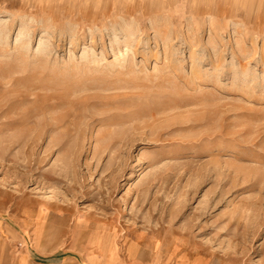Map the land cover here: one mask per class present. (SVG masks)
<instances>
[{"label":"rangeland","instance_id":"rangeland-1","mask_svg":"<svg viewBox=\"0 0 264 264\" xmlns=\"http://www.w3.org/2000/svg\"><path fill=\"white\" fill-rule=\"evenodd\" d=\"M4 221L42 264H264V0H0Z\"/></svg>","mask_w":264,"mask_h":264},{"label":"crops","instance_id":"crops-1","mask_svg":"<svg viewBox=\"0 0 264 264\" xmlns=\"http://www.w3.org/2000/svg\"><path fill=\"white\" fill-rule=\"evenodd\" d=\"M9 218H14V216H9ZM18 230L13 229L9 226V222L4 221L0 223V264H42V262L37 261V259L34 258V256L27 250H16L14 248V245H41L38 242L39 236L35 237V240L31 244H27L25 242H21L22 240H25V231L26 228L25 222H18ZM34 224L36 225L35 228L38 230L41 226L39 220H34ZM110 252V247L107 248V251L105 253V256L107 258L108 254ZM134 255H132V259L134 257L133 264H139L135 261L136 257V250L134 249L132 251ZM104 256V257H105ZM101 259L99 261H89L86 264H114L116 261L107 262L106 259ZM131 259V257L129 258ZM51 264H72L70 259L65 260H58V258H55L54 261H52ZM201 264V263H196Z\"/></svg>","mask_w":264,"mask_h":264}]
</instances>
